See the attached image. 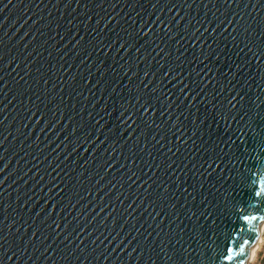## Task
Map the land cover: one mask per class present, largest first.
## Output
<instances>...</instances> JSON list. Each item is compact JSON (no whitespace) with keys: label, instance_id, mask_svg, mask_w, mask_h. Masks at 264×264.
<instances>
[{"label":"water","instance_id":"95a60500","mask_svg":"<svg viewBox=\"0 0 264 264\" xmlns=\"http://www.w3.org/2000/svg\"><path fill=\"white\" fill-rule=\"evenodd\" d=\"M262 54L264 0H12L0 264H219L264 175Z\"/></svg>","mask_w":264,"mask_h":264},{"label":"snow or ice","instance_id":"6c2138e0","mask_svg":"<svg viewBox=\"0 0 264 264\" xmlns=\"http://www.w3.org/2000/svg\"><path fill=\"white\" fill-rule=\"evenodd\" d=\"M11 2L12 0H8L7 3L4 0H0V12H3ZM257 2L259 3V0ZM251 188L253 202L248 204L247 207L254 208L259 213L260 209L264 208V175L258 179H253ZM247 207L241 205L235 207V226L231 230H225L223 235L220 233L217 238L218 243L215 256L218 257L219 264H234V262L236 264H247L246 258L248 257V251L253 245L255 235L257 234L253 229H256L257 225L259 227L264 225V215L249 214ZM241 236L244 238L241 239Z\"/></svg>","mask_w":264,"mask_h":264},{"label":"clouds","instance_id":"9594fccd","mask_svg":"<svg viewBox=\"0 0 264 264\" xmlns=\"http://www.w3.org/2000/svg\"><path fill=\"white\" fill-rule=\"evenodd\" d=\"M259 237L248 251V264H264V225L258 229Z\"/></svg>","mask_w":264,"mask_h":264}]
</instances>
